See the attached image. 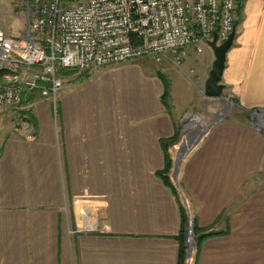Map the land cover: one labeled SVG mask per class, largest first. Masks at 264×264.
I'll list each match as a JSON object with an SVG mask.
<instances>
[{"label":"crops","instance_id":"obj_1","mask_svg":"<svg viewBox=\"0 0 264 264\" xmlns=\"http://www.w3.org/2000/svg\"><path fill=\"white\" fill-rule=\"evenodd\" d=\"M237 19L225 91L264 108V0H243ZM207 47L190 56L201 66ZM64 76L55 108L28 95L30 136L0 109V264H181V203L157 175L175 132L160 76L141 59ZM180 180L198 225L226 232L195 264H264V131L241 116L215 125Z\"/></svg>","mask_w":264,"mask_h":264},{"label":"built area","instance_id":"obj_2","mask_svg":"<svg viewBox=\"0 0 264 264\" xmlns=\"http://www.w3.org/2000/svg\"><path fill=\"white\" fill-rule=\"evenodd\" d=\"M26 28L21 35L0 27V109L31 123L25 112L30 93L56 100L65 85L63 71L89 78L102 68L150 57L180 68L194 47L217 35L227 39L235 26L239 0H19ZM251 119L264 131V108ZM190 264L191 259L187 260Z\"/></svg>","mask_w":264,"mask_h":264},{"label":"rangeland","instance_id":"obj_3","mask_svg":"<svg viewBox=\"0 0 264 264\" xmlns=\"http://www.w3.org/2000/svg\"><path fill=\"white\" fill-rule=\"evenodd\" d=\"M238 9L239 7L237 10ZM235 22L237 24L238 19L235 20ZM0 27L11 35H21L24 32L26 28L24 7L19 0H0ZM205 50H208L207 45L202 46V50L199 54L200 57L204 56ZM193 51L195 52L194 47L188 49V56L184 59L183 65L180 68L175 67L165 59L157 62L150 57L139 58L143 64L151 66L153 70L156 71L159 76L165 78L168 83L167 99L171 108V111L168 113L174 114V135H176V138L168 147L171 167L167 176L177 199L186 212L187 221L191 223V232L195 240V246L193 247L191 257H186L184 264H187L188 259H191L190 264H195L197 259V239L193 232V222L194 220L196 221V218L180 180V174L186 159L207 133L219 123L230 121L233 118L241 116L248 124L255 127L251 119L252 109L246 110L240 108L233 93L224 91L223 96L217 99L206 98L203 95L202 78L203 75H207L211 66L209 63L201 66L199 64L200 61L194 62L193 60L195 58L190 57L192 53H194ZM199 130L202 131L200 134H197ZM258 130L263 131L262 129ZM185 139H187L189 146L184 150L181 145ZM177 158L180 159V163L177 176L174 179L173 172Z\"/></svg>","mask_w":264,"mask_h":264},{"label":"water","instance_id":"obj_4","mask_svg":"<svg viewBox=\"0 0 264 264\" xmlns=\"http://www.w3.org/2000/svg\"><path fill=\"white\" fill-rule=\"evenodd\" d=\"M236 34V26L227 37V39L221 43H217V35L213 34V38L207 41V45L213 51L214 59L212 61L211 67L208 71V76L205 79L202 93L206 98L217 99L221 98L225 91V84L223 83V72L226 65V55L228 50L232 47L234 38ZM180 159L177 158L175 163V169L173 172L174 179L177 176L178 166ZM191 223L187 221L184 239L185 246L187 247V257H191L193 247L195 246V240L191 232ZM202 234L197 235L196 239H200Z\"/></svg>","mask_w":264,"mask_h":264},{"label":"trees","instance_id":"obj_5","mask_svg":"<svg viewBox=\"0 0 264 264\" xmlns=\"http://www.w3.org/2000/svg\"><path fill=\"white\" fill-rule=\"evenodd\" d=\"M242 1L243 0H239V5L238 7L240 8L241 7V4H242ZM236 24V22H235ZM67 72L66 71H63L62 74H66ZM160 79L162 81V84H163V92L161 94V102L163 103V105L165 106L166 110L168 112L171 111V108H170V104L168 102V83L167 81L165 80V78H163L162 76H160ZM29 110H27L25 112L26 116H29ZM176 138V135H173V137L169 138V139H164V140H161V145L164 149V157H165V160H164V167L162 170L158 171L157 172V175L163 180V182L169 186L172 190H173V187L168 179V176H167V173L171 167V160L169 158V153H168V147L170 146V144H172V142L175 140ZM174 192V190H173ZM175 193V192H174ZM181 218H182V224L183 226L185 227L186 223H187V216H186V212L184 210V208L182 207L181 205ZM184 229L181 230V234L179 235V238H180V262L181 264H184L185 263V259L187 257V247L185 246L184 244ZM193 232L194 234L197 236V235H200L202 234L201 238L200 239H197L196 241V258L198 256V251H199V248L201 246V244L203 243V241L209 237H213V236H219V235H222V234H225L226 232L225 231H214V230H208V229H204V228H201L197 223L196 221L194 220L193 222Z\"/></svg>","mask_w":264,"mask_h":264},{"label":"bare ground","instance_id":"obj_6","mask_svg":"<svg viewBox=\"0 0 264 264\" xmlns=\"http://www.w3.org/2000/svg\"><path fill=\"white\" fill-rule=\"evenodd\" d=\"M202 131V130H201ZM200 130L199 131H197V134H200V132H201ZM191 141V140H190ZM182 148H184V150L185 149H187V147L189 146V143H188V141H187V139H185L184 141H183V143H182Z\"/></svg>","mask_w":264,"mask_h":264}]
</instances>
